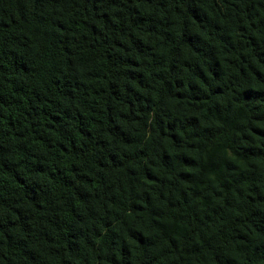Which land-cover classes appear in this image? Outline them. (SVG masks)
<instances>
[{"label": "trees", "instance_id": "obj_1", "mask_svg": "<svg viewBox=\"0 0 264 264\" xmlns=\"http://www.w3.org/2000/svg\"><path fill=\"white\" fill-rule=\"evenodd\" d=\"M0 264H264V0H0Z\"/></svg>", "mask_w": 264, "mask_h": 264}]
</instances>
